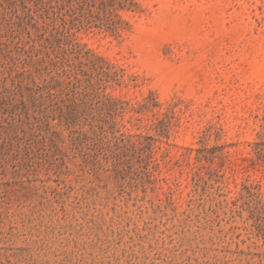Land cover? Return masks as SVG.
<instances>
[{"label": "rangeland", "instance_id": "obj_1", "mask_svg": "<svg viewBox=\"0 0 264 264\" xmlns=\"http://www.w3.org/2000/svg\"><path fill=\"white\" fill-rule=\"evenodd\" d=\"M263 120L264 0H0V264H264Z\"/></svg>", "mask_w": 264, "mask_h": 264}, {"label": "trees", "instance_id": "obj_2", "mask_svg": "<svg viewBox=\"0 0 264 264\" xmlns=\"http://www.w3.org/2000/svg\"><path fill=\"white\" fill-rule=\"evenodd\" d=\"M252 152L254 163L264 165V120L261 123V129L258 131V139L252 143ZM247 192L248 200L246 208L249 210L248 218H252V224L259 233L264 237V228L261 226L260 220H264V205H258L256 192L252 191L250 186H244ZM235 201V200H234ZM234 204H236L234 202Z\"/></svg>", "mask_w": 264, "mask_h": 264}]
</instances>
